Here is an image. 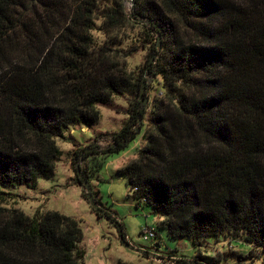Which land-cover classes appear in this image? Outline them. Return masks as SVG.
<instances>
[{
  "label": "trees",
  "instance_id": "1",
  "mask_svg": "<svg viewBox=\"0 0 264 264\" xmlns=\"http://www.w3.org/2000/svg\"><path fill=\"white\" fill-rule=\"evenodd\" d=\"M101 3L0 0V264H85L79 221L28 216L11 191L52 179L63 155L57 142H76L70 133L97 125L99 106L112 108L115 97L127 100V120L102 151L74 152L85 163L82 178L73 168L74 184L99 180L142 135L134 159L114 173L135 208L161 219L171 239L199 248L224 235L251 245L247 258L264 264V0H135L139 21H129L153 60L130 73L92 36L100 19L107 35L119 28L118 12ZM144 76L156 89L145 126ZM90 188L100 209L92 212L125 242ZM217 262L198 254L189 264Z\"/></svg>",
  "mask_w": 264,
  "mask_h": 264
},
{
  "label": "rangeland",
  "instance_id": "2",
  "mask_svg": "<svg viewBox=\"0 0 264 264\" xmlns=\"http://www.w3.org/2000/svg\"><path fill=\"white\" fill-rule=\"evenodd\" d=\"M134 1L102 0L101 7L108 6L118 12L119 28L107 35L103 29L100 30V19L92 31L96 44L106 45L111 50L110 54L116 56L118 63L124 65V69L129 73L153 60L145 47H142L140 28L129 21L132 18L139 21L133 17ZM180 36L188 37L189 34L182 30ZM110 41L116 43L115 48L109 46ZM143 80L146 81L144 85L149 88L142 91L145 94V109L156 96V89L153 79L144 76ZM160 96L162 97V94L158 93V97ZM99 110L101 119L97 125L91 129H77L70 133L76 142H57L63 155L55 165L52 179L40 180L34 190L21 187L11 191L16 195L12 200L16 201L17 209L28 216L37 211L58 212L79 221L83 233L81 247L86 252L85 264H189L198 254L218 260L217 264H237L240 259L243 264H259L256 260L252 263L247 258L254 251L251 245L236 240L229 241L224 235H220L207 238L199 248H194L187 239L169 238L166 231L157 226L161 219L150 213L148 208H135V200L126 181L118 179L114 173L134 159L136 149L144 144L142 135H138L123 152L108 160L105 168L99 173V180H96L94 175L90 179L99 205L116 218L125 234V242L146 255L127 249L121 241L118 227L103 216L98 218L92 212L89 202L84 200V190L73 182V168L78 167L80 172V167L85 165L82 160L73 161L74 152L82 149L84 151L80 157L86 158L88 154L102 151L110 142V135L119 131L127 120L124 112L127 110V100L124 98L115 97L112 108L99 106ZM145 110V119L142 121L144 126L150 111L148 108ZM146 228L156 231L157 236L145 240L140 234Z\"/></svg>",
  "mask_w": 264,
  "mask_h": 264
},
{
  "label": "water",
  "instance_id": "3",
  "mask_svg": "<svg viewBox=\"0 0 264 264\" xmlns=\"http://www.w3.org/2000/svg\"><path fill=\"white\" fill-rule=\"evenodd\" d=\"M159 41H160V39H158V42H159ZM159 44H160V42H159ZM159 44H157V48H159ZM142 91H143V90H141V93H142ZM77 174H78V176H79L80 178H82V175L80 174V172H79V170H78V167H77ZM82 184H83V189H84V191H85V193H86V197H87V200H88V202H89L90 207H91L94 211L99 212L100 209H99V207L97 206L95 200H94L93 197H92V194H91V188H90L89 183H88L86 180H83V181H82ZM123 244H124V246H125L127 249H129V250H131V251L137 252V253H139V254H144L143 251H141V250H137V249L133 248L132 246H130V245L127 244L126 242H123Z\"/></svg>",
  "mask_w": 264,
  "mask_h": 264
},
{
  "label": "built area",
  "instance_id": "4",
  "mask_svg": "<svg viewBox=\"0 0 264 264\" xmlns=\"http://www.w3.org/2000/svg\"><path fill=\"white\" fill-rule=\"evenodd\" d=\"M145 240L148 239H153L154 238V232L153 229L149 230V229H143L141 234H140Z\"/></svg>",
  "mask_w": 264,
  "mask_h": 264
}]
</instances>
